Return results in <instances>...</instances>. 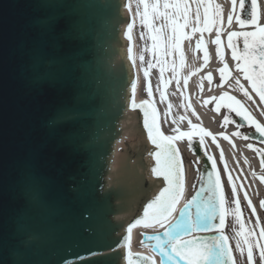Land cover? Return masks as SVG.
<instances>
[{
	"label": "water",
	"instance_id": "water-1",
	"mask_svg": "<svg viewBox=\"0 0 264 264\" xmlns=\"http://www.w3.org/2000/svg\"><path fill=\"white\" fill-rule=\"evenodd\" d=\"M129 24L127 0H0V264H185L155 247L164 231L143 236L158 263L132 254L134 228L125 246L165 187L144 127L154 108L131 107Z\"/></svg>",
	"mask_w": 264,
	"mask_h": 264
},
{
	"label": "bare ground",
	"instance_id": "bare-ground-1",
	"mask_svg": "<svg viewBox=\"0 0 264 264\" xmlns=\"http://www.w3.org/2000/svg\"><path fill=\"white\" fill-rule=\"evenodd\" d=\"M127 2L132 27L131 29L125 27V29L127 36L133 38L130 47L135 63L136 89L133 99L138 105L134 109L142 106V102L151 103L158 115L157 128L164 136H176L179 135V132L197 130L190 128L189 121L192 125H197L212 133V136H208L209 138H204L207 140V147L203 145L200 148L199 158L212 156L223 172L227 173L228 177L231 175L233 183L236 185L235 197H233L230 185L231 199L249 208L248 201L245 200V194H247L248 200L252 204L251 209H255V214L252 210L249 214L246 213V216L243 215L246 219L251 217L253 221L251 223L247 219L245 222H237L236 227L241 229L261 228L262 233L259 239L253 243L248 239V242L253 246H264V214L260 207V202L264 201V182L257 178L258 175H263L264 167H261L252 150L253 143L245 140L241 135H235L237 129L233 124L230 123L225 129L229 139H225V136L221 138L222 135L219 134L221 133L220 114L214 112L211 104V101L214 100L209 99L224 93L239 98L246 111L251 113L261 126H264L262 119L264 103L246 85L244 76L236 66V60L233 59L230 52H226L222 58L223 62H221L214 51V41L217 37L221 42H227L229 34L237 32L234 11L226 0H143V2L127 0ZM230 16L231 19H229ZM261 23L264 24V12L261 15ZM177 41L179 49L176 47ZM198 41L204 42L208 48L207 63L200 59L199 53L196 52ZM152 44L156 45L155 56H151ZM220 63L226 64L231 70L230 79L223 85H221L217 74ZM149 65L153 67H148ZM145 71L148 73L147 82ZM208 74L212 76L211 84L205 78ZM237 80L240 85H243L249 96H242L238 92ZM146 84L152 92L149 97L141 94ZM205 101L209 103L205 104ZM193 111L196 115H193ZM173 129H178V131L174 132ZM213 136L215 143L212 139ZM174 142H180L183 149H187L188 142L184 139ZM195 144L200 145V141L196 140ZM249 144L252 145L251 149L247 147ZM259 146L264 151V145L260 144ZM221 152L223 160L220 159ZM205 164L202 181L206 173L209 172L207 163L205 162ZM205 168L207 169L205 170ZM189 190L190 184L187 180L181 207L187 200L192 199L189 197ZM206 195L208 193L201 192L199 200ZM217 222V219L212 221L214 224ZM162 230L164 229L160 225L134 227L132 254L144 256L153 254L151 243L143 241V236ZM227 244L232 252L234 263L240 264L228 240ZM154 256L158 263V255L154 253ZM252 264H262L261 258L253 260Z\"/></svg>",
	"mask_w": 264,
	"mask_h": 264
},
{
	"label": "snow or ice",
	"instance_id": "snow-or-ice-1",
	"mask_svg": "<svg viewBox=\"0 0 264 264\" xmlns=\"http://www.w3.org/2000/svg\"><path fill=\"white\" fill-rule=\"evenodd\" d=\"M143 2V0H141ZM245 0H241V8H244ZM219 9V6H217ZM219 15V12H217ZM231 19V16L229 17ZM241 24L251 23L256 24V0H252V13L251 18L246 21H240ZM132 25L129 24L128 28L131 29ZM127 35V32L125 33ZM234 35H242L245 37L243 55L237 56L236 49L234 48L231 37ZM248 37H253L251 45L249 44ZM257 33H230L229 34V47L232 48L233 59L243 60L245 66L241 67L238 63L237 68L243 73L245 79L249 81L252 89L260 97V100L264 102V28H260L259 38L257 39ZM130 39V38H129ZM214 43L219 46L220 40L217 39ZM177 49H179V42L176 44ZM197 48L202 47L200 41L196 44ZM217 57L223 59L220 55V49L217 47ZM129 59H131V48L129 47ZM205 63H207L208 55L205 52ZM183 60V57H181ZM151 66V65H149ZM257 67L259 71H257ZM220 82L223 85L226 75H230L227 69V65L220 68ZM163 72V69H161ZM145 78L147 79L148 73L145 71ZM211 84L212 77L208 74L205 77ZM163 82V81H161ZM186 82V81H185ZM237 85L240 91L244 93L245 96H249V93L240 85L239 80H237ZM259 85V86H258ZM133 97L135 95L136 84L133 82ZM149 96L152 95L150 88L146 89ZM163 96V93H161ZM250 98V97H249ZM210 100L216 101V110L219 111L221 105L227 107L234 111L236 115L242 116L246 121H249L255 126V130L264 136V126H261L256 122L250 114L243 110V106L240 101L236 100L235 97L228 95L227 93L221 94L217 97H210ZM147 102H142V105ZM208 101H205L207 104ZM132 108L138 107L135 100H132ZM150 107V106H149ZM191 107V105H189ZM144 111V127L148 130V138L153 144L157 146L160 151L158 153H152L156 160V166L151 169L152 174L156 177H163L165 182V187H163L160 192L146 204L143 210V216L135 219L131 224L128 225L127 232L128 236L124 238L125 246H128L130 241L131 230L138 226L144 225L148 226L149 222L158 223L164 229L165 240H161L157 234L155 239V247L159 250L162 256L167 257L169 260L174 259V256H179L185 261V264H234V258L232 253L228 249L227 239L223 234L213 235L210 239H199L196 236H192L191 239L187 238L191 233L196 231H211L213 227H222L224 224V219L226 215H233L237 222L240 221L241 209L239 203L233 200L235 204L234 209L225 208V196L222 191L220 178L217 176L215 171V164H213V170L208 173L207 180L205 182L206 186H202L200 191L206 192L203 199L197 200L196 196L192 199L187 200L182 207L176 208L179 203L183 190H184V180L185 172L183 168V161L179 150L173 144V141L187 137L189 147H192L193 136L200 137V145L203 147L204 136H212L211 132L206 131L203 128H199L197 125H192L189 121L190 128L197 129L196 131H186L179 132L176 136H164L160 132L159 128L155 126V114L154 110L150 114L148 108H143ZM151 115L152 123H149V117ZM193 115L196 113L193 111ZM183 118V117H182ZM225 121L228 117H224ZM174 132L178 129H173ZM240 136V132L234 133ZM223 135V134H221ZM225 139H229L227 136ZM215 143V137H212ZM231 143V141H229ZM234 146V145H233ZM219 147V145H217ZM248 148H252V145H247ZM257 155L264 157V151L260 149H253ZM207 155V152L205 153ZM208 159L212 160V157L208 155ZM221 160H223V153L221 152ZM261 167H264V159L261 160ZM227 171V169H225ZM203 179V178H202ZM261 182H264V176L259 178ZM228 183L232 186L233 197L236 196V185L233 183L231 175L228 177ZM245 200L248 201L249 208H252L251 201L248 200L247 194H245ZM260 206L264 208V201L260 202ZM253 214H255V209L253 208ZM176 215L173 216V213ZM218 219L219 225L210 223ZM242 227V225H241ZM240 233H237L239 235ZM245 247L247 248V264H252L253 260V245H250L247 240L244 241V247L241 246L240 242L237 241L236 249L240 252L241 256L244 255ZM259 248V254L264 264V246H257ZM171 249V252H169ZM142 261L149 262L151 257L140 258ZM128 264H133L132 259L129 256ZM163 264V260H161Z\"/></svg>",
	"mask_w": 264,
	"mask_h": 264
},
{
	"label": "rangeland",
	"instance_id": "rangeland-1",
	"mask_svg": "<svg viewBox=\"0 0 264 264\" xmlns=\"http://www.w3.org/2000/svg\"><path fill=\"white\" fill-rule=\"evenodd\" d=\"M235 32V31H234ZM238 32V30H237ZM236 32V33H237ZM235 38V36H233ZM153 45V49L151 50V56H155V46ZM148 67H153V66H148ZM147 82V79H146ZM146 89H148V86L146 84L145 88L142 90L141 94L144 96L149 97ZM216 109V101L214 100L212 102ZM211 103V104H212ZM205 143V141H204ZM198 145L196 144H192V147L190 148L189 145H187V149L185 150L186 154L189 157V163H188V169H187V175H186V180H185V184L187 183V180L189 181L190 184V190H189V197H192L193 193L202 185L205 184L207 177H208V172L206 173V175L204 176V180L202 181V172L204 170V166H206L205 162L207 163V167L209 169V172H211L213 170V164H215V171L217 176L220 178L221 181V186H222V191L224 193L225 196V208H229V209H234L235 208V204H233V199H231V186L228 183V176L227 173H224L223 170L215 163V160L212 158V160H209L208 157H201L199 158V153H198ZM204 149V148H203ZM212 157V156H211ZM207 168H205L206 170ZM264 170V169H263ZM261 176H264V171H263V175H258L257 178L259 179ZM201 182V183H200ZM239 203V202H238ZM240 209H241V216H240V221H247V219L252 223L253 219L250 218H245L244 215L246 213H250L252 211V209L247 208L244 204L239 203ZM244 214V215H243ZM246 216V215H245ZM261 219V218H260ZM218 225H219V221H218ZM237 226V220L235 219V217L233 215H226L225 219H224V224L222 227H219L218 229L228 238V241L230 242L235 256L237 258V260L240 262V264H247V248L245 247V252L244 255L241 256L240 252L237 251L236 249V244L237 241L240 242L241 246L244 247V241L248 239H250V242H255L256 239L251 236L250 237V231L251 229H241ZM237 233H240L239 235H237ZM249 243V242H248ZM253 258L255 260H258L260 258V254H259V248L254 245L253 246Z\"/></svg>",
	"mask_w": 264,
	"mask_h": 264
},
{
	"label": "flooded vegetation",
	"instance_id": "flooded-vegetation-1",
	"mask_svg": "<svg viewBox=\"0 0 264 264\" xmlns=\"http://www.w3.org/2000/svg\"><path fill=\"white\" fill-rule=\"evenodd\" d=\"M231 5H232L231 7H232V9H233V11L235 13V20L237 22L236 26L239 29V31L237 33H251V32H255V33H257V37L256 38L258 39L259 38V34H260V28H264V24L261 23V15H262V12H264V0H256V24L255 25L251 24V23H244V24L240 23V21H246V20L251 18L252 0H245L244 8H241V1L240 0L233 1ZM234 36H235V38L233 36L231 37V42H232L234 48L236 49L237 56H242L243 55V49H244L245 37L242 36V35H234ZM252 40H253V37H248V41H249L250 45H251ZM217 47H219V49H220V55H221L222 58L224 57L226 52H230L231 55H232V50L233 49L229 47V39H228L227 42H220L219 46H217L215 44L216 55H217ZM234 60H236V59H234ZM236 62H237V64L239 63L241 65V67L245 66L243 60H236ZM223 66H225V65L223 63H220L219 68H222ZM227 69H228V67H227ZM257 71H259L258 67H257ZM228 72L230 73V75H226V76H228V78L230 79L231 71H229V69H228ZM217 74H218V77L220 79L219 71L217 72ZM242 75H243V73H242ZM226 80L227 79L225 78L224 82ZM245 81H246V85L250 88V90L252 92H255L252 89L251 84L249 83V81L247 79H245ZM237 90L242 96H245L244 93L240 91L239 86H237ZM257 97L260 99L259 96H257ZM236 100L240 101L239 98H236ZM240 103L242 105L241 101H240ZM243 110L246 111V109L244 107H243ZM217 112L220 114V127L225 128L231 123V124H233L236 127L237 130L236 129L235 130L237 132L241 133L242 138H246L245 137L246 133L248 131L253 130V128H254L251 123H249L248 126L242 125L240 122L241 121H245V119L242 116L236 115V113L234 111H232L231 109H229L227 107H224L223 105H221L219 111H217ZM249 114L254 120H256L251 113H249ZM262 115H263L262 119L264 120V114H262ZM225 116L228 117L227 121H225V119H224ZM194 138H195V136H193L192 141H193ZM182 139H184L185 141L188 142V138L187 137L182 138Z\"/></svg>",
	"mask_w": 264,
	"mask_h": 264
}]
</instances>
